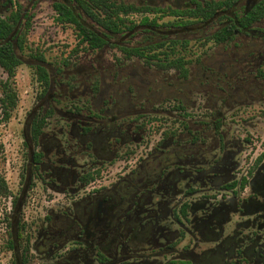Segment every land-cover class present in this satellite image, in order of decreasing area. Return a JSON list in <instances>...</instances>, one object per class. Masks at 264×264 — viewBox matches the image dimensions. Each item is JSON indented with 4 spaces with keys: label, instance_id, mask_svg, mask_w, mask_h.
<instances>
[{
    "label": "flooded vegetation",
    "instance_id": "1",
    "mask_svg": "<svg viewBox=\"0 0 264 264\" xmlns=\"http://www.w3.org/2000/svg\"><path fill=\"white\" fill-rule=\"evenodd\" d=\"M27 2L28 8L38 2H48L52 10L54 6L66 8L83 28L97 34L100 40V47L92 48L89 40L76 33L75 46L55 68L38 50L28 54L30 60H23L19 53L24 51L26 42L23 37L20 44L19 38L25 34L27 22L23 17H29V11L18 2L4 0L6 17L18 9L22 11V19L5 42L12 45L19 66L26 64L34 69L35 81L40 85L38 98L23 122L26 163L21 202L37 186L43 192L72 198L68 207L47 210L43 220L50 217L51 224L44 228L46 242L50 237L57 241L55 246L51 245L55 250L72 240L79 246L75 251L92 247L94 251L121 256L135 249L170 251L172 241L182 232L191 234L206 229L207 220L197 218L194 230L187 229L182 225L184 222L175 220L174 211L186 199L185 190L191 184L198 191L189 198L202 192L205 178L210 186L225 183L224 178L230 176L229 162L223 158L216 163L217 158L212 157L206 162V171L211 166L210 173L203 174L201 120L187 112L196 104L189 102L184 93L211 92L218 88V83L224 91L238 87L229 79L230 71L220 74L210 62L212 57L201 59V53L193 51L210 44L226 45L235 38L250 39L254 34L250 26L242 27L239 20L264 0H98L99 7L91 0ZM108 7L126 11L119 14L125 25L109 31L90 15V12L102 13ZM214 24L216 28L212 32L204 33ZM64 25L76 31L75 24ZM231 25L238 29L234 31L235 38L216 43L214 34ZM196 30L203 34L186 35ZM82 40L84 44L79 47L80 53L75 54L79 56L75 61L71 51ZM38 67L48 75L47 86L38 80ZM193 73L197 77L195 84ZM172 94L175 103L171 108L179 112L178 116L172 115L171 110L158 108L170 103ZM179 106L183 110L175 109ZM161 114L165 123L172 121L182 127L183 137L172 132L165 137L167 132H163L162 141L109 187L84 195L77 193L87 189L82 179L93 165L100 167L118 158L120 150L129 145L139 146L148 125ZM210 136L212 141L217 140L213 133ZM223 156L227 159L226 153ZM90 157L95 161L90 162ZM218 164L225 168L221 174ZM166 220L176 222L178 232L161 230L160 223ZM159 230L162 232L157 235ZM217 252L211 253L217 256L215 264H224V255ZM194 258H190L193 264H213L202 255ZM69 260V264H78L75 254Z\"/></svg>",
    "mask_w": 264,
    "mask_h": 264
},
{
    "label": "rangeland",
    "instance_id": "2",
    "mask_svg": "<svg viewBox=\"0 0 264 264\" xmlns=\"http://www.w3.org/2000/svg\"><path fill=\"white\" fill-rule=\"evenodd\" d=\"M13 1L18 2L22 9L28 8L27 0ZM27 10L30 21L24 34L26 45L19 55L23 60H30L28 54L38 50L43 53L45 61L55 68L75 46L76 31L55 22L54 11L48 2H38ZM7 14L4 0H0V16L5 18ZM215 28L214 24L204 33L209 34ZM255 29L261 32L254 33L250 39L235 38L226 45L210 44L201 50L193 51L196 54L201 53V59L212 57L210 62L220 74L231 72L229 79L233 84H238L237 89L231 88L224 91V88L220 87L222 84L218 83V88L211 92L184 93V97L189 102L196 104L193 110L187 109V112L197 120H201V123L209 121L211 117L209 107L218 111L223 120L220 133L223 136L224 153L227 154V159L222 152L217 151L215 156L209 155L207 160L209 161L212 157L213 159L221 157L228 162L232 160L236 163L235 169L230 172L231 177L224 178L225 183L232 180L238 182L251 171L252 177L249 179L248 186L244 190L236 188L235 191H224L221 188L216 190L206 184L202 192L187 199L190 203L188 222L182 221L184 222L182 225H186L187 229L194 230L196 218L207 220L206 229L197 230L191 234L182 232L181 236L172 241L174 246L171 251L159 252L158 249H149L143 253L146 257L128 261V264H167L173 259L190 260L191 257L205 254L206 256L209 254V261L215 264L216 260L211 258V253L222 249L228 257V250L231 253L235 252L232 258L235 264H264V80L255 75L257 68L264 71V19ZM202 34L200 30H196L186 35L193 37ZM80 51L78 48L77 52L80 53ZM78 57L75 55V61ZM220 74L219 79H222ZM5 79L6 75L0 70V82ZM196 81L197 77L193 73L192 82L195 84ZM11 85L16 92L17 102L8 120L3 119L0 108V178L4 180L8 190V195L0 196V264H15L13 252L7 248L9 234L13 231L9 223L15 216L18 223L24 225L22 246L17 251L18 254L20 255L23 248H28V264H56L57 259L54 258L56 252L65 254L79 246L69 240L58 249L53 250L51 245L49 247L44 228L51 223L43 220V217L47 210L68 207L72 198L43 192L37 186L22 202L20 201L21 203L17 200L21 197L26 163L22 132L24 117L36 102L40 85L35 81L34 69L28 68L26 64L17 68ZM170 96L171 102L158 106L159 109L172 111L171 107L175 101L173 94ZM174 114L178 116L179 112L172 111V115ZM164 118L165 116L161 114L152 124H147V134L139 146L129 145L120 150L118 158H113L100 167L93 165L90 170L94 168L99 170L95 181L88 185L86 190L76 192L84 195L109 187L132 170L150 149L162 141L163 132L167 134L174 132L175 135L180 134L183 137L182 127L172 121L165 123ZM258 158H261V163L256 167ZM89 161L93 162L95 159L90 157ZM212 164L215 163L212 162ZM17 203L18 210L15 208ZM17 212L19 214L16 215ZM172 221L161 222L160 229H166L171 233L178 232L176 222ZM161 232L159 230L157 235ZM162 239H160L161 244H163ZM238 245L239 247L236 248ZM250 246L257 252L255 257L249 251ZM48 250L52 251L53 255L44 256L43 253ZM83 253L85 249L75 252L76 258H79L78 264H97L94 256H82ZM140 253L136 252V254Z\"/></svg>",
    "mask_w": 264,
    "mask_h": 264
},
{
    "label": "trees",
    "instance_id": "3",
    "mask_svg": "<svg viewBox=\"0 0 264 264\" xmlns=\"http://www.w3.org/2000/svg\"><path fill=\"white\" fill-rule=\"evenodd\" d=\"M92 2H94V5H96L97 7H99V3L98 0H91ZM7 2H11V0H7ZM54 20L57 24L60 25H64L67 23H73L75 24L76 27V33L78 37L84 38L86 40H89L90 42V46L92 48H99L100 47V40L97 34L88 31L87 29L83 28L78 22L77 20L74 18L73 14L68 11L66 8L64 9H60V7L58 6H54ZM123 12L126 13L125 10H119V9H113V8H107L106 11L103 10V15L102 13L98 12H90V15L93 17L94 20H96L97 22H99L103 28L109 30V31H114L117 30L119 28V26H123L125 25L123 19L121 17H119V14ZM26 20V25L24 27L25 32L27 31L28 27H29V21H30V16L28 17H23ZM262 18H264V2L262 3V5H260L259 7H257L255 10L251 11L247 16L243 17L241 20H239V24L244 27L245 26H250V30L251 33H255V32H261L259 30L253 29V25L256 24L259 20H261ZM22 19V11L20 9H18V11L14 12L11 14L10 17H6V18H2L0 16V69H2V71L4 72V74L6 75V79L5 81L0 82V93H1V98H0V108L1 111L3 113V119L4 120H8L10 118V113L14 110V108L16 107V92L12 87V81L13 78L15 77L16 74V68L17 66L20 65V61L17 59V57L15 56V53L12 50V45L8 42H5V40L8 38L9 34L12 32V30L14 29V25L20 20ZM11 22H13V24H11ZM234 31H238L237 27L231 25V27L229 28H223L219 31H217L214 34V38L216 40V43H224L227 41V39H232L235 38V34ZM252 36V35H251ZM23 37L24 34H22L19 38V42L20 44L23 42ZM84 41H80L79 43L76 44V49L72 50V54H77V50L80 46H83ZM180 67V66H179ZM36 75L38 77V80L41 81L43 83V85L47 86L48 84V75L45 72V70L43 68L38 67L36 69ZM183 76L186 75V71H183L182 73ZM255 75H257V78L263 79L264 80V71L260 70V69H256L255 71ZM236 86H238V84H234ZM207 108V107H206ZM175 109L177 110H183V107H175ZM210 109V114H211V120L207 123H201L200 127H201V133H202V157H203V163H202V170H203V174H209V170L211 169V166L209 167L208 171H206V162H207V157L210 155V152L215 153L217 151L222 152V155L224 154V142H223V136L220 133V128H221V124H223V120L222 118L219 116V112L216 111L213 107H209ZM213 120V121H212ZM205 128H204V127ZM183 128L185 130H187L188 134L191 135V137H194L192 134V131L187 127L186 124H183ZM209 128V129H208ZM35 129V124L32 127V131L34 132ZM214 134L217 137V140L212 141L211 140V134ZM171 134L175 135L174 132H172ZM167 133H165V137H166ZM33 136L35 137V134L33 133ZM194 140V139H193ZM194 143V141H192ZM233 153V152H231ZM132 154V153H131ZM235 154V153H233ZM232 154V155H233ZM222 159L221 157H218L217 160L215 161L216 163L220 162ZM231 160V157H230ZM261 163V158L257 159V162L255 163V166L257 167L259 164ZM236 166V163L234 161H230L229 162V172H231V170H234ZM225 168H222L221 164H218V171L219 174H221L222 170ZM158 172V171H157ZM99 174V170H90L89 173L84 176V178L82 179V182L84 183V186L89 185L90 183L95 181V178L97 177V175ZM231 177V176H230ZM252 177V172L249 171L248 175L245 177H242L238 182L236 180H232V181H227L226 183H220L217 182L215 183L213 186H211L214 189H223L224 191H235L236 188H239L240 190H244L249 183V179ZM206 179V178H205ZM204 179V185L202 187V191L205 188L206 184L208 183L206 180ZM206 181V182H205ZM226 181V180H225ZM215 186V187H214ZM198 191L196 189H194V185L191 184L188 188H186L185 190V200L182 201L181 205L179 204V206L177 207V209L174 211V218L176 221L181 222V221H185L188 222V216H189V211H190V203L187 201V198H189L190 196H193L194 193ZM201 191V190H200ZM8 195V190L6 187V184L4 182L3 179L0 178V196H6ZM22 197H19V199H17L19 202L21 201ZM18 202V203H19ZM17 203V204H18ZM15 206L16 210H18V206ZM17 215V213H16ZM50 217L46 218L47 222H50ZM11 228H13L12 233L9 234V239L7 240V248L9 251L13 252V255L15 257V264H28L29 263V259H28V248H23L20 253V255L18 254V250L20 249V247L22 246V230L24 228V225H20L18 223L17 217L15 216L13 218V220L9 223ZM55 240V238H53ZM229 240V237L227 238ZM57 241L53 242L52 238L50 237L49 241L47 242L52 246H55L57 243ZM80 245V244H79ZM91 246V244H89ZM174 244H171V249L170 251L173 249ZM239 245L236 247L238 248ZM76 249H71L68 252H66L65 254H60V252H56L55 253V259H57L56 264H69V262L71 260H69L70 256H72V254H75ZM149 250V249H147ZM147 250H138L135 249L132 252H128V253H123L121 256H117V254H115L114 252H110V253H103L100 251H94L92 249V247H87L85 249V253L82 254V256H87V255H92L95 257V261L97 262V264H128V261H135V260H139L140 258L146 257L143 255L144 251ZM249 251L252 252L253 257H255V255L257 254L256 250L254 248H252L251 246L249 247ZM136 252H141L140 254H136ZM162 252V251H159ZM220 250L217 252L219 253ZM234 252V251H233ZM222 255H224V264H233V255L234 253H231L229 250V253H231L228 256H226V254L224 253V250L222 252H220ZM44 256H48V255H53L52 251H45ZM71 254V255H70ZM220 255V254H219ZM76 256V254H75ZM203 257H207L209 260V254L202 255ZM211 258H214L215 260H217V256H211ZM79 259V258H78ZM240 263H244V262H240ZM71 264V263H70ZM130 264V263H129ZM167 264H193L191 262V260L189 259H179V260H170L168 261ZM202 264H210L207 262H203ZM235 264V263H234ZM249 264V263H246Z\"/></svg>",
    "mask_w": 264,
    "mask_h": 264
},
{
    "label": "water",
    "instance_id": "4",
    "mask_svg": "<svg viewBox=\"0 0 264 264\" xmlns=\"http://www.w3.org/2000/svg\"><path fill=\"white\" fill-rule=\"evenodd\" d=\"M17 206H18V204H17ZM17 214H19V213H17Z\"/></svg>",
    "mask_w": 264,
    "mask_h": 264
}]
</instances>
